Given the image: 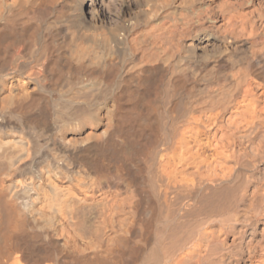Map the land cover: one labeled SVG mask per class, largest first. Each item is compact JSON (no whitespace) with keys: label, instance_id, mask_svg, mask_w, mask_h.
<instances>
[{"label":"bare ground","instance_id":"obj_1","mask_svg":"<svg viewBox=\"0 0 264 264\" xmlns=\"http://www.w3.org/2000/svg\"><path fill=\"white\" fill-rule=\"evenodd\" d=\"M0 264H264V0H0Z\"/></svg>","mask_w":264,"mask_h":264}]
</instances>
